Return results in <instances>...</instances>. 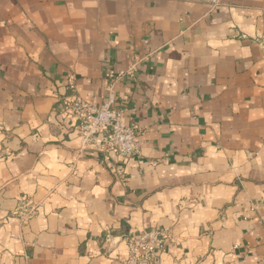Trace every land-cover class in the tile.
<instances>
[{
	"label": "crops",
	"instance_id": "crops-1",
	"mask_svg": "<svg viewBox=\"0 0 264 264\" xmlns=\"http://www.w3.org/2000/svg\"><path fill=\"white\" fill-rule=\"evenodd\" d=\"M131 66L140 156L81 151L65 104ZM149 230L155 264H264V0H0V264H121Z\"/></svg>",
	"mask_w": 264,
	"mask_h": 264
},
{
	"label": "built area",
	"instance_id": "built-area-1",
	"mask_svg": "<svg viewBox=\"0 0 264 264\" xmlns=\"http://www.w3.org/2000/svg\"><path fill=\"white\" fill-rule=\"evenodd\" d=\"M221 0H211L212 7H216ZM133 66L125 73L110 75L106 84L104 102L95 105L90 101L73 99L65 104V111L80 122V150L90 146H97L104 152H112L121 159H131L140 156L139 130L126 125L122 112L116 109L114 85L125 77L133 78ZM35 214L34 208L28 209L26 200H19L14 212L20 227L25 226ZM106 243L111 238L106 236ZM165 235L157 230L142 232L141 236L126 241L127 254L121 264H155L154 254L163 248Z\"/></svg>",
	"mask_w": 264,
	"mask_h": 264
}]
</instances>
